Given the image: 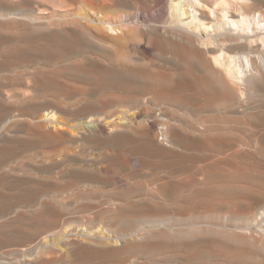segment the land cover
Instances as JSON below:
<instances>
[{"label": "bare ground", "instance_id": "obj_1", "mask_svg": "<svg viewBox=\"0 0 264 264\" xmlns=\"http://www.w3.org/2000/svg\"><path fill=\"white\" fill-rule=\"evenodd\" d=\"M0 264H264V0H0Z\"/></svg>", "mask_w": 264, "mask_h": 264}, {"label": "rangeland", "instance_id": "obj_2", "mask_svg": "<svg viewBox=\"0 0 264 264\" xmlns=\"http://www.w3.org/2000/svg\"><path fill=\"white\" fill-rule=\"evenodd\" d=\"M242 132H244V131H242ZM92 153V154H91ZM89 154H90V156H89ZM94 154V155H93ZM86 157H88L89 159H92V160H95V161H98V154H97V152L96 151H91V150H89V151H87L86 152ZM92 156H94V157H92ZM96 157H97V159H96ZM29 159V160H28ZM17 163H22L23 165H24V163H25V165H26V163H27V166H25V168L26 169H31V168H33V167H35V166H33V165H36V164H39L38 163V158H36V159H30V158H28V157H19V158H17L16 160H15ZM35 162V163H34ZM94 162V161H93ZM92 162V163H93ZM31 164V165H30ZM148 172V171H147ZM146 175L148 176V175H150V173L149 174H147L146 173ZM94 185H96V184H93V185H91V186H88V187H82L83 189H90V188H95V186ZM98 186V185H97ZM98 189H101V188H99L98 187ZM102 190V189H101ZM77 193V191L75 190V191H73V190H71L70 192H69V194L68 193H66L65 195H66V197H67V200H73L74 199V196H75V194ZM100 193H97V194H95V197H100ZM87 200V201H86ZM77 203H79V204H77ZM93 203H94V201H91V200H89V199H84V198H78L77 199V201L76 200H74L73 201V203H72V207L70 206V209H69V218H71L70 216H72L73 218H74V215L75 216H77L79 213H76L75 211L78 209V207L79 206H82V205H87L88 207H91L92 205H93ZM75 204V205H74ZM77 214V215H76Z\"/></svg>", "mask_w": 264, "mask_h": 264}]
</instances>
